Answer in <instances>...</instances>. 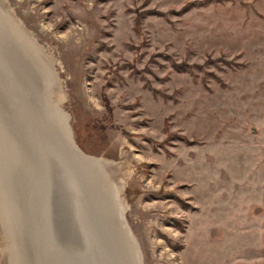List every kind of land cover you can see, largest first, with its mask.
Segmentation results:
<instances>
[{"label":"rangeland","instance_id":"1","mask_svg":"<svg viewBox=\"0 0 264 264\" xmlns=\"http://www.w3.org/2000/svg\"><path fill=\"white\" fill-rule=\"evenodd\" d=\"M7 1L142 263L264 264V0Z\"/></svg>","mask_w":264,"mask_h":264},{"label":"bare ground","instance_id":"2","mask_svg":"<svg viewBox=\"0 0 264 264\" xmlns=\"http://www.w3.org/2000/svg\"><path fill=\"white\" fill-rule=\"evenodd\" d=\"M30 32L16 17L8 1L0 0V240L5 241L0 245L1 264H85V254L96 240L98 228L92 223L88 211H91L92 216L93 212L83 206L81 199L72 206L76 212L72 211L74 219L67 225V230L61 215L56 216L52 209L49 212L52 215L49 223L50 239L40 229L37 232L38 224L34 230L31 228L35 222L30 219V215L38 217L39 201L36 198L35 203H30L28 208L21 186L16 189L17 183L13 177L14 170L19 168L18 159L25 163L28 157V153L22 152L18 156L16 133L25 126L32 128L37 135L41 131L37 127L42 125L36 124L35 120L40 117L44 121V116L49 118L61 148H68L66 159L70 155L77 161L78 157L82 163L83 171L80 172L76 167L77 171H74L81 175V184L86 186L88 197L92 198L91 204L93 200L100 207L107 222L101 234L111 244L112 236L118 239L125 264H143L136 238L129 232L124 219L123 203L119 196L121 185L113 177L116 174L113 172L116 162L101 155L88 154L77 144L69 116L59 104L62 94L55 72L56 65ZM33 142L36 145L34 138ZM59 149L55 144V156L63 158L65 151L62 153ZM45 161L43 169H47L58 181L56 172H51L52 168ZM31 174L30 170L29 176ZM38 175L35 173L33 177L37 179ZM47 185L43 186L44 203L49 201V189L53 188ZM71 203L75 204V201L72 199ZM40 228L43 229L41 225ZM98 237L99 247L112 264L115 253L105 238ZM104 241L108 242L110 250Z\"/></svg>","mask_w":264,"mask_h":264},{"label":"water","instance_id":"3","mask_svg":"<svg viewBox=\"0 0 264 264\" xmlns=\"http://www.w3.org/2000/svg\"><path fill=\"white\" fill-rule=\"evenodd\" d=\"M38 118L39 119L35 120V122L36 124L39 123L40 125H42L41 127L39 126L37 127L41 131H38L36 135L35 132H33L32 128L30 127L25 128V126H23L21 130L17 131L16 133L18 138V140L16 139V142L18 143L17 145L20 147L15 145L16 149L18 148L17 149L18 156L22 152L26 154L28 153V157H29V158L26 157L25 163L24 161L22 162L20 158L18 159L19 168H16L14 170L15 173L13 177L14 182L17 183L16 189L19 186H21L23 191V197H25L26 205L28 206V208L30 203L33 202L35 203L36 198L39 201L38 202L39 207L37 209L38 217L36 218V216L32 217L30 215V219H34L33 221L35 222L34 227L31 225V228L34 230L35 226L38 224L36 227L37 232L40 229V232L43 233V235L47 239H50L51 232L49 230L50 227L49 223H50V219L52 218V215L50 216L49 212L52 209L53 214H55L56 216L61 215V218L65 223V229L67 230V225H69L71 219L72 220L74 219L72 211L76 212V209L73 210L72 206L76 205V201L78 199H81L83 206L85 205L86 208L88 207L92 210L93 216L91 214V211L87 208L89 210L88 213L91 216V219L93 220L92 223L94 222L95 227L98 228L96 232L95 243L93 244L89 252L85 254V258H84L85 264H98L99 261H100L99 264H111L110 261L107 259L104 250L101 247H99L98 244L99 243L98 236H100L101 239L105 238L104 234L103 235L101 234V229L102 230L106 229V226L104 224H106L107 222L104 216L102 215L100 207L96 206L93 200L92 203L94 206L91 204L90 200L92 198L88 197L86 186L84 184L82 186L81 184V177H80L81 175L75 172L77 171L76 168H78L80 172L83 171L81 166L82 163L79 162L80 160L77 156L76 157L78 161L73 157H71L70 155L69 158L66 159V154L67 151L69 150L67 147H65L67 151L66 149L61 148L62 145L60 144L58 138L56 137L53 128L50 126L49 118H46L44 116L43 118L44 121L40 117ZM45 126L48 131L46 130ZM33 138L34 141L36 142V145L33 142ZM55 144L59 146L60 148L59 150L62 153L65 151V156H63V158L62 156L61 158L55 156L56 154L54 150ZM70 149L74 155L72 147H70ZM45 160H47V165L52 168L50 169V171L56 172L57 174L56 177L58 181L56 180L54 175L51 174L47 169H43L42 164H44L45 167V163H46ZM20 165H21V169H20ZM30 170L32 174L29 176ZM35 173L39 174L36 177L37 179L33 177ZM26 174L32 178H28ZM44 185L45 186L47 185L48 188L53 187L49 189L50 199L45 203H44V193H43ZM73 197L74 198L76 197L75 200ZM72 199L73 201H75V204L71 203ZM41 221L42 224H40ZM40 225L43 227V229L40 228ZM117 237L119 238L118 235ZM105 239L109 242L111 250L115 253L114 262L112 264H125L121 253L123 252L121 243L118 241V239L113 238L112 236L111 237L112 244L107 237ZM107 241L106 242L104 241V243L110 250Z\"/></svg>","mask_w":264,"mask_h":264}]
</instances>
